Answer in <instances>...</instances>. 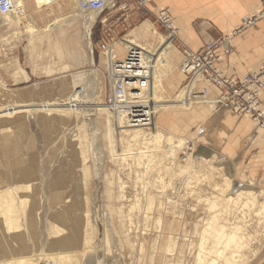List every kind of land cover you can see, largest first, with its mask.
Instances as JSON below:
<instances>
[{"label":"rangeland","instance_id":"1","mask_svg":"<svg viewBox=\"0 0 264 264\" xmlns=\"http://www.w3.org/2000/svg\"><path fill=\"white\" fill-rule=\"evenodd\" d=\"M38 9L30 2L23 29L0 31V264H264V176L205 149L197 125L161 122L203 98L169 101L180 92L170 96L167 79L155 88L153 76L155 123L131 128L105 106L100 25L91 53L85 14L70 2ZM94 71L93 126L69 106L84 101Z\"/></svg>","mask_w":264,"mask_h":264},{"label":"crops","instance_id":"2","mask_svg":"<svg viewBox=\"0 0 264 264\" xmlns=\"http://www.w3.org/2000/svg\"><path fill=\"white\" fill-rule=\"evenodd\" d=\"M30 2L34 3L31 0H23L26 11L30 8ZM64 2H70L76 9L73 1ZM40 4L37 3V10H39L38 5ZM42 4L44 5L45 3ZM261 6L262 0H150L149 13L138 11L125 15L119 25L115 23L119 17L118 12H112L100 17L92 28L90 26L87 28L85 21L83 26L87 30L91 29L88 43L90 45V52L92 53V29L100 25L102 31L99 33L98 37L100 38L96 45L101 60L105 64L107 63L109 67L113 63V60H122L129 49L139 48L147 54L154 55L153 57L156 62L154 60L153 63V76L155 77L153 85L155 88L163 89V81L167 79L166 89L169 95L175 96L178 91L180 92V95L176 99L169 101H173L174 103L186 101L190 104L195 92L197 96L203 98L199 102L203 106H198L197 110L184 117H181V114H175V112H168L161 119L162 124L165 125L167 123V127L169 126L172 131L177 129L176 126L178 124L176 123H183L185 126L197 125L203 137L205 149L210 152L214 150L216 154L235 158L244 164L247 163L250 171L264 176V131L257 128L250 119L238 116L231 110L222 109L219 106L212 108L213 102L203 103L206 98L215 99L220 97L221 92L216 88H210L204 82L199 83L197 88H195L194 82L189 87L184 88L190 78L181 74L178 70H175L176 72L172 71L181 62L185 49L198 51L205 44L221 39L238 28L244 18L259 12ZM162 10H167L170 13L179 29V37L174 41L178 51L172 47L169 39L163 37L166 36V33H164L165 35L162 32L158 34L157 29L154 27L156 26L155 23L152 25L149 22V19H153L154 15ZM23 16L26 18L27 14ZM105 19L111 20L106 23ZM133 23L139 25L132 32L128 33V27L132 29ZM24 26L26 25L22 24L18 29H23ZM3 27L5 29L8 26L1 25L0 31ZM8 29H15V27H8ZM60 32L59 30H54L52 33L48 32L47 36L53 38L55 37V33ZM120 36H124V38L118 41ZM102 40H106L111 45L109 54L112 55V58L110 61L108 58L109 54L101 52L99 49ZM51 41L54 40L51 39ZM151 47L153 48V52L149 53L148 51ZM86 55H88L87 50ZM73 58L71 56V61ZM263 65L264 20L233 41V51L225 57L221 67L226 76L234 81H239L243 76L260 70ZM158 66L164 71L166 70V73L163 70L157 71ZM180 97L184 100H180ZM262 104L264 112V90L262 92ZM185 107L187 106L185 105ZM182 127H179L180 130ZM251 161L252 163L250 164Z\"/></svg>","mask_w":264,"mask_h":264},{"label":"built area","instance_id":"3","mask_svg":"<svg viewBox=\"0 0 264 264\" xmlns=\"http://www.w3.org/2000/svg\"><path fill=\"white\" fill-rule=\"evenodd\" d=\"M34 3L55 4L73 1L79 12L95 15V23L107 13L118 12L116 24L119 25L123 16L134 12H150V0H31ZM23 0H0V21L5 17L26 14ZM106 23L111 19H105ZM155 25L169 39L173 48L179 37V29L167 10H162L153 17ZM264 20V0L261 10L246 17L241 25L223 36L221 39L205 44L200 50L185 49L177 70L188 76L189 87L193 82L195 88L199 83H205L221 92V96L208 99L213 106L228 109L241 117H246L264 131V112L262 109V92L264 90V65L260 70L243 76L234 81L222 70V63L226 56L233 51V41L247 30ZM94 23V24H95ZM105 23V24H106ZM111 45L106 40L100 42L101 52L108 53ZM154 56V55H153ZM139 48H131L122 60L115 61L108 66L110 91L105 98V106L110 113L122 115L133 129L150 126L155 123V94L152 86L154 57ZM108 58L110 56L108 55ZM156 62V60H155ZM185 87V88H186ZM188 100V99H187ZM215 100V101H214Z\"/></svg>","mask_w":264,"mask_h":264},{"label":"bare ground","instance_id":"4","mask_svg":"<svg viewBox=\"0 0 264 264\" xmlns=\"http://www.w3.org/2000/svg\"><path fill=\"white\" fill-rule=\"evenodd\" d=\"M20 5H23V2H20ZM49 5H52V4H49ZM78 14H84V13L78 12ZM85 15H86L84 17L85 23L92 28V26H94V23L96 21V17L97 16H95V15H89V14H85ZM76 16H79V15H76ZM24 18H25V16H23V15L9 16V17H5L2 21H0V23H1V25L8 26L10 28L15 27V29H18V28H20L22 26V24H24V22H25V20L23 22V19ZM61 23H62L61 21H56V22L50 24L49 28L46 31H50L51 29L55 28L57 25H60ZM88 26H87V28H88ZM90 31H91V29L89 28V32ZM29 32L32 35H36V34L39 33L38 30H36V28L33 25L30 26ZM88 36H90V35H88ZM90 43H91V41H90ZM96 75H97L96 71H94L92 74L89 75L88 83L86 84L87 89H86V92H85L86 94L88 93V95H85L84 96V98H83L84 101H81V104H77V106H69V109H71V110H74V111H79L80 110L81 113L83 114V116L93 126H94V124H96V118H95L96 109H95V104H94V97H95V90H96V83H97V76ZM95 134L96 133L93 131L92 132L93 139H94V137H96ZM160 137L163 138L164 136L162 134H160ZM77 155L78 154L75 153V156H77ZM241 188H243V186ZM241 188H239V189H241ZM239 189L238 190L236 189L235 190V193L239 192ZM244 192L248 193L247 195H249V193H251V191H244ZM233 195H235V194L233 193ZM27 198L28 197L25 196L24 197V200L27 199ZM60 213H62V212H60ZM7 215H6L5 221L6 222H9L10 219L8 218ZM68 219H69V217H68ZM69 223H71V222H69ZM199 263H201V264L203 263L204 264V261L203 260H200ZM208 264H215V260H211V262H209Z\"/></svg>","mask_w":264,"mask_h":264},{"label":"water","instance_id":"5","mask_svg":"<svg viewBox=\"0 0 264 264\" xmlns=\"http://www.w3.org/2000/svg\"><path fill=\"white\" fill-rule=\"evenodd\" d=\"M1 25V24H0ZM239 188V187H238ZM236 189H237V186H236Z\"/></svg>","mask_w":264,"mask_h":264}]
</instances>
